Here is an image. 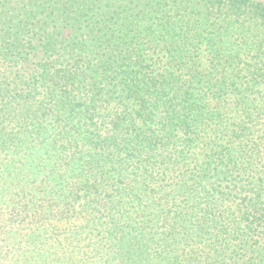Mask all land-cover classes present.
Returning <instances> with one entry per match:
<instances>
[{"label":"trees","instance_id":"obj_1","mask_svg":"<svg viewBox=\"0 0 264 264\" xmlns=\"http://www.w3.org/2000/svg\"><path fill=\"white\" fill-rule=\"evenodd\" d=\"M0 264H264V0H0Z\"/></svg>","mask_w":264,"mask_h":264}]
</instances>
